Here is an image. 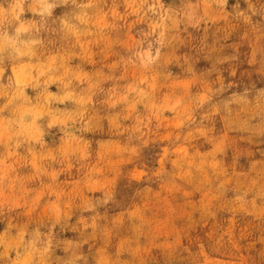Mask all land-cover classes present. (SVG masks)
<instances>
[{"label": "rangeland", "instance_id": "rangeland-1", "mask_svg": "<svg viewBox=\"0 0 264 264\" xmlns=\"http://www.w3.org/2000/svg\"><path fill=\"white\" fill-rule=\"evenodd\" d=\"M0 264H264V0H0Z\"/></svg>", "mask_w": 264, "mask_h": 264}]
</instances>
